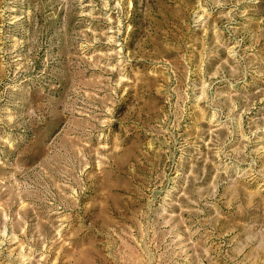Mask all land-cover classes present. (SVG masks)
I'll use <instances>...</instances> for the list:
<instances>
[{"label":"rangeland","instance_id":"374dc122","mask_svg":"<svg viewBox=\"0 0 264 264\" xmlns=\"http://www.w3.org/2000/svg\"><path fill=\"white\" fill-rule=\"evenodd\" d=\"M0 264H264V0H0Z\"/></svg>","mask_w":264,"mask_h":264}]
</instances>
